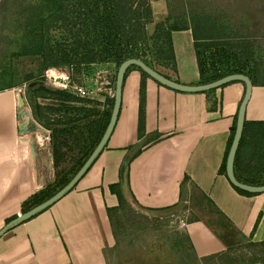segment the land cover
Wrapping results in <instances>:
<instances>
[{
	"label": "crops",
	"instance_id": "0c3cea01",
	"mask_svg": "<svg viewBox=\"0 0 264 264\" xmlns=\"http://www.w3.org/2000/svg\"><path fill=\"white\" fill-rule=\"evenodd\" d=\"M185 19L189 21L186 14ZM171 40L175 62L162 60V65L157 63L161 67L154 63L152 67L186 84L206 83L200 81L201 76L214 69H205L208 62L201 52V75L192 30H172ZM180 41L185 42L184 48ZM33 78L26 75L0 86V228L21 212L23 201L48 179L53 164V150L50 156L35 146L40 131L19 133L15 103L5 93ZM141 79L137 67L126 72L114 129L104 150L75 187L0 236V264H111L117 239L115 225L122 222L125 204L118 195L120 166L125 158H129V190L142 210L154 212L158 219L166 211H190L193 204H200L193 200L199 194L203 207L218 218L213 219L214 228V223L205 219L184 216L187 224L177 228L175 235L188 241L189 260L195 264H264V191L241 192L226 171L220 170L244 95V82L233 80L205 91H181L145 77L144 132L139 136ZM260 80L252 81L234 158L235 176L252 185L264 184V80ZM41 85L26 94L37 122L40 117L35 103L45 105L53 100L37 96ZM98 91L96 100L104 111L110 106V96L106 90ZM24 137L28 141L18 143V138ZM27 143L29 152L23 151Z\"/></svg>",
	"mask_w": 264,
	"mask_h": 264
},
{
	"label": "rangeland",
	"instance_id": "374dc122",
	"mask_svg": "<svg viewBox=\"0 0 264 264\" xmlns=\"http://www.w3.org/2000/svg\"><path fill=\"white\" fill-rule=\"evenodd\" d=\"M39 2L40 0H0V86L13 80H21L26 75L36 77L32 80L39 79L45 74L46 70H49L48 74L54 76L55 80L60 82H56V84L55 81L53 83L52 80L47 79L48 82H52L48 86L53 90L64 89L60 87L62 79H58V77L65 78L68 73L70 75L71 70L68 67L62 66L59 68L51 66L43 69L39 56L19 55L16 53L21 49L20 45L25 40L22 36L24 32L23 28L18 27L19 19H21L18 18V15H22L23 17L24 14L33 15L37 13V10H34L33 7ZM150 3L154 10L153 23L149 27L150 33H154V25L159 22L168 21L167 24L169 25L177 17L185 18L183 16L184 12L186 16H189V21L193 23L195 31L198 33L203 32V17L208 13H212L217 18L216 26H226L224 32L233 35L234 38L232 37L233 39L229 40V42L234 45L242 42L243 47L231 49L227 45L215 46L209 49L208 53H205L203 50V60L208 62V66L205 69L210 72L216 68L242 67L244 71L256 79L258 78L257 80H264V0H150ZM24 6L29 13H24L25 11L21 12ZM190 16L192 17L191 19ZM55 33L56 36H65L68 40H71L70 34L66 30L55 31ZM185 36L187 37L188 35ZM153 41H149L148 46L139 47H142L146 51L147 57L152 63L159 66V64L162 65V59H157ZM180 42L179 46L184 48L185 42ZM244 50L245 55L251 52L254 58H246L242 54ZM158 62L159 64H157ZM92 66L94 67L93 69L88 71H83L82 69L81 75H78V73L74 75L72 82L70 77L69 79H65L70 83L67 89L74 93L76 85L96 88L101 81H110L114 87L115 75L118 68L117 64L110 61L95 63ZM188 71L190 73L191 68ZM76 79H80V82ZM26 83L23 82L15 90L13 88L7 89L10 92L5 93L9 97V100L12 98V102L15 103L16 92L19 89L24 90ZM98 94H93L94 97L91 99L96 100V97H99ZM60 103L59 100L53 99L49 101L48 105L43 106L50 107L59 105ZM72 104L75 106L82 105L81 102H73ZM95 106L99 109L103 108L100 106V103L95 104ZM44 110L46 118H56V116L52 117L53 113L51 110L46 108ZM61 113L63 112H57L59 115ZM67 114L72 116L71 114L73 113L69 111ZM94 116L97 117V115ZM94 116L76 120L68 125L54 124L56 128L60 126H72L74 135H66V139L69 142L66 145L63 144L61 147L62 154L58 166L55 167L54 159L52 158L53 164H50L51 168L49 169L50 176L42 182L39 189L46 187L48 184L55 188L63 178L69 177L75 172L80 159H82L86 149L89 148L88 142L82 140L81 136H87L89 126H93L91 120ZM46 122L47 120L45 122L42 120L37 122L46 131L39 134L40 137H37L39 138V142L35 145L40 152L50 153L53 150L49 136V132H52V129L48 127ZM27 133L23 132L25 135ZM73 136L76 138L74 141L72 140ZM32 137L35 138V136ZM20 141L27 142L28 139L25 137L18 138V143ZM23 147H25L23 151L26 152H29L31 149L28 143L27 145L24 144ZM23 158L25 159L24 154ZM199 196L197 194L193 197V200L200 204H191L192 210H186L185 212L181 210L178 213L173 212L172 214L167 211L165 214L162 212V218L159 219L153 216L154 212L142 210L137 204L135 207H131L128 203L123 204L121 209V226L115 225L117 239L113 247L114 253L111 264H195V261L189 260L190 258L188 259L190 254L188 241L181 240L183 237H178L175 234L177 228L182 229L186 226L187 223L184 216L190 218V216L195 215L207 220L211 224L215 222L213 219H218L207 212L203 207V200L201 201ZM211 219L212 221H210ZM213 225H215L214 228L217 227L216 223ZM220 230L223 231L224 228Z\"/></svg>",
	"mask_w": 264,
	"mask_h": 264
},
{
	"label": "trees",
	"instance_id": "16d2710c",
	"mask_svg": "<svg viewBox=\"0 0 264 264\" xmlns=\"http://www.w3.org/2000/svg\"><path fill=\"white\" fill-rule=\"evenodd\" d=\"M33 9L37 10V13L33 15L24 14L23 17L22 15H18V18H21L19 19L18 27L23 28L24 32L22 36L25 40L20 45L21 49L16 53L19 55L39 56L43 69L51 66L68 67L71 70V82L74 80V75L77 73L81 75L82 69L83 71L93 69L94 67L92 65L95 63L111 61L119 66L126 58L138 57L153 66L151 60L147 57L146 51L142 47H139L148 46L151 40H154L153 43L156 49L155 55L157 59L174 63L175 56L171 40V31L176 29L190 28L192 30L196 39L195 47L197 48V55L200 59L199 67L201 75L202 73L204 74L203 61L200 55L203 53V50L225 45L231 49L234 47H243L242 42H238L236 45L229 42V40L234 38L233 35L224 32L226 26H216L217 18L212 13H206L207 15L203 17V32L198 33L193 28L192 22L187 21L185 18L177 17L169 25L167 24L168 21L155 24L154 33H150L149 26L153 23L154 18V11L150 0H40ZM21 12L29 13L25 6ZM183 16H185V12ZM62 30L69 32L71 40H68L65 36H56L55 31ZM242 54L246 58H254L251 52L245 55L244 50ZM131 67H137L142 72L138 125L139 136H141L144 132L145 121V77L149 75L136 64L129 65L126 72ZM232 72L244 73L245 71L239 67H232L227 71L218 72L214 69L212 73L201 76L200 81L209 82ZM249 77H251L250 74ZM257 79L253 77V83L261 81ZM78 81L80 82V79ZM40 88V93L37 96L51 97L61 102L59 104L60 106L57 104L47 107L37 102L34 105L40 120L44 122L47 120L48 127L52 129V149L55 167L58 166L62 154V145H66L69 142L66 139V135H74V132L72 126H60L56 128L54 124L68 125L88 116L97 115V117L94 116L91 120L93 126H89L87 136H81L82 140L88 142L89 148L86 149L82 159H80L75 172L71 176L63 178L55 188L48 184L46 187L31 194L23 201L22 212L51 196L72 178L102 136L109 121L114 101V96L109 97V108L101 111L95 106L98 103L97 100L78 96L68 89L53 90L51 87L44 85H41ZM73 102H81L82 105L75 106L72 104ZM45 108L51 110L53 113L52 117L56 116V118H46L43 113V109ZM60 111L63 113L60 115L57 114ZM69 111L75 114L69 116L67 114ZM234 131L235 124L233 125L227 151L220 168L223 172H225L226 156ZM74 139L76 140L75 136L72 137L73 141ZM235 188L247 193L246 190L236 186ZM118 195L121 201L126 203L120 190L118 191ZM14 216L9 217L7 221Z\"/></svg>",
	"mask_w": 264,
	"mask_h": 264
},
{
	"label": "water",
	"instance_id": "95a60500",
	"mask_svg": "<svg viewBox=\"0 0 264 264\" xmlns=\"http://www.w3.org/2000/svg\"><path fill=\"white\" fill-rule=\"evenodd\" d=\"M130 64H136L140 68H142L150 77L154 78L161 84H164L168 87L173 89L181 90V91H205L211 88H215L221 86L229 81L233 80H240L243 81L245 84V91L242 97V100L238 107L236 124H235V131L233 134V138L226 156V165L225 171L226 175L231 181V183L238 188L249 192H261L264 191V184L261 185H252L245 182L240 181L237 179L234 173V158L235 154L242 136L245 116H246V108L247 103L252 94V80L251 78L242 72H232L226 75H223L215 80L206 82V83H199V84H186L174 79H171L164 75L163 73L159 72L149 64H147L143 59L138 57H129L123 60L117 68V72L115 75L114 81V101L109 117V121L105 127V130L100 137L98 143L86 158L84 163L81 167L76 171V173L72 176V178L63 185L59 190L53 193L51 196L46 198L45 200L41 201L40 203L32 206L26 211H21L20 213L16 214L14 217L9 219L1 228H0V236L4 234L7 230L15 227L16 225L24 222L25 220L35 216L36 214L40 213L41 211L45 210L57 200H59L62 196L72 190L78 181L85 175V173L89 170L92 164L95 162L97 157L101 154L104 150L108 139L114 129L115 123L118 118L120 106H121V98H122V88H123V80L125 76V72ZM61 68V67H59ZM52 82H48L47 79L44 78H37L34 80H30L26 83L24 90L19 89L15 95V107H16V118L18 121L17 127L19 133L25 132H34L40 131L45 133L46 129L40 126L37 121L33 118L31 107L28 106V102L26 100V94L30 88H33L37 85H49ZM54 83V82H53ZM36 135V134H35ZM50 136V143L52 142V132H49ZM51 156V153H50ZM129 168V158H125L120 166V185H121V192L124 196L126 202L132 207L136 206L135 201L133 200L130 190L129 184L127 179V172Z\"/></svg>",
	"mask_w": 264,
	"mask_h": 264
},
{
	"label": "built area",
	"instance_id": "2783aa9c",
	"mask_svg": "<svg viewBox=\"0 0 264 264\" xmlns=\"http://www.w3.org/2000/svg\"><path fill=\"white\" fill-rule=\"evenodd\" d=\"M48 71L49 70H46V72L44 74V77H46V79H48L50 81L52 80L54 82L55 81V77L54 76H50L48 74ZM69 77H70L69 73L66 75L65 78L58 77V79H62L61 80L62 85H60V87H62L64 89H67L70 86V83L65 80V79H69ZM51 78H53V79H51ZM106 85H108V84L107 83L105 84L104 82H101L98 86H96V88H87L84 85H76L75 86L76 91L74 93L76 95H78V96H81V97L92 98V97H94L93 94L99 93L98 90H106L107 94L110 97L114 96V87L112 86V84H109L108 86H106Z\"/></svg>",
	"mask_w": 264,
	"mask_h": 264
},
{
	"label": "bare ground",
	"instance_id": "6f19581e",
	"mask_svg": "<svg viewBox=\"0 0 264 264\" xmlns=\"http://www.w3.org/2000/svg\"><path fill=\"white\" fill-rule=\"evenodd\" d=\"M184 68H185V67H184ZM56 82H57V81L55 80V83H56ZM58 82H60V81H58ZM58 82H57V83H58ZM57 83H56V84H57ZM20 134H22V133H20ZM35 146H36V145H35Z\"/></svg>",
	"mask_w": 264,
	"mask_h": 264
}]
</instances>
